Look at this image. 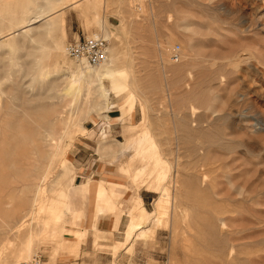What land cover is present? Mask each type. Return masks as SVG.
<instances>
[{
	"label": "rangeland",
	"instance_id": "obj_1",
	"mask_svg": "<svg viewBox=\"0 0 264 264\" xmlns=\"http://www.w3.org/2000/svg\"><path fill=\"white\" fill-rule=\"evenodd\" d=\"M44 1L0 0V140L14 134L7 121L24 120L39 139L29 158L17 160L15 181L0 185L3 212L16 211L0 214V264H23L36 253L42 264H225L226 240L234 246L229 263L264 264V0ZM97 34L106 39L109 66L65 55L68 41ZM160 43L170 45L162 59ZM172 46L185 55L178 63ZM176 67L182 77L172 74ZM103 69L111 76L90 85L79 74ZM40 107L62 123L47 130L35 120ZM78 162L150 195L148 213L133 196L141 230L124 229L130 216L123 215L121 230L90 228L78 247L74 231L86 228L71 227L70 203L91 179ZM78 173L87 179L74 187ZM243 216L259 242L253 249L240 239Z\"/></svg>",
	"mask_w": 264,
	"mask_h": 264
},
{
	"label": "bare ground",
	"instance_id": "obj_2",
	"mask_svg": "<svg viewBox=\"0 0 264 264\" xmlns=\"http://www.w3.org/2000/svg\"><path fill=\"white\" fill-rule=\"evenodd\" d=\"M44 1V0H43ZM44 2H46V0L44 1ZM52 4V3H51ZM39 6H41L40 4H38ZM52 6H53V4H52ZM5 7H6V5H5ZM33 7V6H32ZM31 7V8H32ZM47 7H48V5H47ZM29 8V7H28ZM12 9V8H11ZM47 9V8H46ZM45 9V10H46ZM1 10H4V8L3 9H1ZM36 10V9H35ZM38 10V9H37ZM6 11H8L7 9H6ZM11 11V10H10ZM39 11H40V9H39ZM42 12H44V11H42ZM4 13V12H3ZM7 13V12H6ZM10 13V12H9ZM35 13V12H34ZM33 13V14H34ZM38 13V12H37ZM39 14V13H38ZM47 14V13H46ZM10 15V14H9ZM55 16H56V14H54ZM35 16V15H34ZM34 16H32V17H34ZM37 18L38 17H36L35 19L37 20ZM47 19V18H46ZM55 19H57V18H55ZM59 19V18H58ZM57 19V20H58ZM1 20H3V19H1ZM35 20V21H36ZM54 20V19H53ZM38 21H39V19H38ZM56 21V20H55ZM14 22V21H13ZM34 22V21H33ZM58 22V21H57ZM57 22H56V24H57ZM60 22V21H59ZM59 22H58V24H59ZM6 23H7V21H6ZM5 23H3L2 25H4ZM13 24V23H12ZM51 24V23H50ZM57 24V25H58ZM30 25V24H29ZM47 25H49V24H47ZM52 25H54V23L52 24ZM57 25H56V29H57ZM14 26H15V24H14ZM51 26V25H50ZM183 26H186L185 24L183 25ZM184 28H186V27H184ZM188 28V27H187ZM50 29V28H49ZM55 29V30H56ZM55 30H53L54 32H55ZM4 31V30H3ZM50 32V31H49ZM52 32V31H51ZM48 33V32H47ZM40 34H42V33H40ZM43 35V34H42ZM51 35V34H50ZM53 35V34H52ZM51 35V36H52ZM98 35V34H97ZM44 36V35H43ZM92 36H95V35H92ZM107 36H109V35H107ZM167 37H168V35H167ZM39 38V37H38ZM42 39H43V37H42ZM40 40V39H39ZM186 42V41H185ZM54 43V42H53ZM167 43H170V40L169 39H167ZM182 43V42H181ZM166 44V43H165ZM171 44V43H170ZM183 44H184V41H183ZM182 44V45H183ZM185 44H187V42L185 43ZM185 44L183 45V46H185ZM54 45V44H53ZM58 45H59V43H58ZM158 46H157V48H156V51H157V57H159V58H163V55L165 54V50H164V48H165V46L163 45V44H157ZM169 45V44H168ZM168 45L166 46V47H168ZM172 45V44H171ZM188 45V44H187ZM170 46V45H169ZM59 47H60V45H59ZM65 47H66V44H65ZM65 47H64V50H65ZM61 48V47H60ZM183 48V47H182ZM54 49V48H53ZM55 49H57V48H55ZM185 49L186 48H184L183 50H184V52H185ZM187 49H189V47L187 48ZM186 49V50H187ZM52 50V49H51ZM62 50V49H61ZM171 51H170V59H171V61L173 62V63H178V62H180V60H181V56L182 57H184L185 55H184V53H182V51H180V48H179V46H178V48L176 49V46H172V48L170 49ZM174 50H176V53H177V57H176V59H174ZM188 52H189V50H187ZM188 52H186V53H188ZM59 53V52H58ZM57 53V54H58ZM60 54V53H59ZM184 56H183V55ZM189 54V53H188ZM65 55L67 56V54H66V52H65ZM156 56V55H155ZM191 56V55H190ZM156 58V57H155ZM168 58V57H167ZM190 59H192L191 57H189ZM183 60H184V58H183ZM182 60V61H183ZM187 60V59H186ZM109 58H108V55H107V61L103 64V67H105V66H109ZM158 61V60H157ZM192 61V63L194 62L193 60H191ZM215 61V60H214ZM213 61V63H215L216 64V62H214ZM158 62H160V59H159V61ZM158 62H157V64H158ZM183 62H185V60L183 61ZM182 62V63H183ZM186 63V62H185ZM185 63H183V64H185ZM188 63V62H187ZM233 63V62H232ZM175 65V64H174ZM177 66H178V68L180 67L179 65H182V64H176ZM194 65V64H193ZM213 64H212V60H211V64H210V66H212ZM79 66V65H78ZM184 66V68H182V70L183 69H185V71L187 70L185 67H186V65H183ZM188 66H190V65H188ZM101 67H102V65H101ZM100 67V68H101ZM182 67V66H181ZM180 67V68H181ZM192 67V66H191ZM29 68H31V66L29 67ZM177 68V67H176ZM178 68H177V70H174L173 68H171L170 70H171V72L174 70V72H172V74H174V73H176L177 71H179L180 72V70H178ZM189 68V67H188ZM191 69V68H190ZM78 70V69H77ZM190 71V70H189ZM93 72H95V71H93ZM182 72V71H181ZM180 72V73H181ZM180 73L179 74H177V75H175L174 74V77L175 76H177V78L178 77H180L181 75H180ZM190 73H191V71H190ZM78 74V73H77ZM80 74V76H82V77H84V78H86L87 80V82L89 83V85L90 84H92L93 83V81H94V79L96 78V79H98L99 77H101V76H107V77H110L111 76V72L109 71V70H107V69H103L102 71H96L94 74H89V73H79ZM183 74V73H182ZM184 74H186L185 72H184ZM183 74V75H184ZM178 75H180V76H178ZM186 76H187V74L184 76V78H186ZM190 76V75H189ZM182 77V76H181ZM80 78V77H79ZM176 78V77H175ZM183 78V79H184ZM107 79V78H106ZM79 80V79H78ZM185 80V79H184ZM85 81V80H84ZM71 82V81H70ZM75 82V81H74ZM97 82V81H96ZM79 83V82H78ZM189 83V82H188ZM100 84V83H99ZM175 85H176V83H174ZM82 85H83V83H82ZM74 87H75V85H74ZM97 87V86H96ZM101 87V86H100ZM92 88H94V86L92 87ZM99 88V87H98ZM84 89H86L85 87H84ZM96 89V88H95ZM95 89H93V90H95ZM90 90H91V88H90ZM99 90V89H98ZM76 91V90H75ZM85 91V90H84ZM93 92H95V91H93ZM88 93V92H87ZM190 93V92H189ZM98 94V93H97ZM192 94V93H191ZM92 95V94H91ZM99 95H100V93H99ZM106 96V95H105ZM196 96H198V95H196ZM196 96H194V98H198V97H196ZM83 97L84 98H86V96H84L83 95ZM94 97V96H93ZM96 97V96H95ZM98 98V97H97ZM88 99H90L89 97H88ZM37 100V99H36ZM94 101V100H93ZM27 103H28V101H26ZM26 102H25V104H26ZM31 102V101H30ZM34 102V101H33ZM94 102H96V101H94ZM29 104V103H28ZM35 104H37V103H35ZM39 105V104H38ZM48 105V104H47ZM50 105H52L51 103H50ZM53 105H55L54 103H53ZM96 105H97V103H96ZM26 106H28V105H26ZM35 106H37V105H35ZM56 106H57V104H56ZM51 107V106H50ZM8 108V107H7ZM195 108V107H194ZM36 109V108H35ZM196 109V108H195ZM38 111H36V114H35V120L36 121H38L39 122V124H41L42 126H44V127H46V129L47 130H49V128H50V130H51V127H53V126H55V123H62V120H61V117H60V119H58V120H56V122L51 118L50 119V117L51 116H53L52 114H51V112L53 111L52 110V108L50 109V108H48V109H46V107H43V108H41L40 107V109H37ZM63 110V109H62ZM32 111V110H31ZM64 111V110H63ZM62 111V112H63ZM11 112V111H10ZM33 112V111H32ZM32 112H30V113H32ZM61 112V113H62ZM64 113V112H63ZM12 114H13V112H12ZM15 114V113H14ZM58 114V113H57ZM56 114V115H57ZM64 114H66V113H64ZM31 115H34V112H33V114H31ZM31 115H30V117H31ZM56 115H55V117H56ZM17 116H18V114H17ZM22 116V115H21ZM57 116V117H58ZM62 116H63V114H62ZM64 118V117H63ZM24 121H27V120H24ZM24 121H22V122H13V121H7L6 123V127H5V129H7V130H9V129H11L13 132H14V134H12L11 136H10V134H9V136H8V138L7 139H2V140H0V144H2V146L4 147V146H6L5 147V149H3V151H0V185L1 184H3V183H5L7 180H13L12 182H11V184L15 181V179H16V177L14 176V174H16L15 172H12V171H14V168H15V165H16V162H17V160L19 159H26V158H29L28 156H29V154L28 153H26L28 150H36L38 147H39V144L36 142L37 140H39L38 139V137H37V140H36V138H34V134L32 135L31 134V132L30 131H28L27 129H28V126H26L25 125V122ZM29 121V120H28ZM35 122V121H34ZM68 122V121H67ZM66 123V122H65ZM64 124V123H63ZM35 125V124H34ZM38 125V124H37ZM0 126H1V124H0ZM30 126V125H29ZM32 127H34L33 126V124L31 125ZM30 126V127H31ZM1 130V129H0ZM10 130V131H11ZM32 131V130H31ZM47 132V131H46ZM46 132H43L42 134L44 135V137H42V134H41V136H39V137H41L42 138V140H45V142H47L46 141V139L47 140H49V141H51V144L50 145H52V143H55V141H54V139L53 138H51L50 137V135H47L46 134ZM0 133H1V131H0ZM197 133V132H196ZM202 133V132H201ZM40 133H38V135H39ZM46 134V135H45ZM1 136H3L2 134H1ZM7 136H4V137H7ZM10 137V138H9ZM47 144V143H46ZM10 145L11 146H15L16 147V145L18 146V147H20V149H19V151H16V150H14V149H12L11 147H10ZM43 146H45V143H44V145ZM29 147L31 148V149H29ZM49 147V146H48ZM51 147V146H50ZM53 147V146H52ZM43 148H45V147H43ZM47 148V147H46ZM55 149H56V147H55ZM53 150H54V148H53ZM30 152V151H29ZM55 152H56V150H55ZM31 153H34V151L32 152L31 151ZM49 154V153H48ZM7 156V160L5 161L4 159H3V156ZM32 155V154H31ZM34 155V154H33ZM51 155V154H50ZM49 156V155H48ZM44 158V157H43ZM47 158V157H46ZM41 159H42V157H41ZM36 160V159H35ZM28 162H30V160L28 159L27 160ZM42 161V160H41ZM24 162V161H23ZM34 163V162H33ZM24 164H25V162H24ZM4 167H6V170H8L7 171V173L5 174L4 172H3V169H4ZM25 170V169H24ZM34 171H35V169H34ZM32 174V173H31ZM34 174V173H33ZM180 174V173H179ZM204 174V173H203ZM202 174V175H203ZM17 175V174H16ZM18 175H19V173H18ZM20 176V175H19ZM204 176V175H203ZM198 178V177H197ZM203 178V177H202ZM196 179V178H195ZM199 179H201V178H199ZM197 181V180H196ZM10 182V181H9ZM9 182H8V185H10L9 184ZM195 185H196V183H194ZM5 185V184H4ZM38 185V184H37ZM198 186V185H197ZM196 186V187H197ZM248 186V185H247ZM246 186V187H247ZM254 186V185H253ZM38 187V186H37ZM195 187V186H194ZM249 187H252V186H249ZM199 188V187H198ZM197 188V189H198ZM254 188V187H253ZM10 189V188H9ZM249 189V188H248ZM256 189V188H255ZM201 190V188L199 189V190H195V193L197 194V193H199V191ZM250 190H252V189H250ZM257 190V189H256ZM39 191L41 192V196H45V188L44 187H41L40 189H39ZM193 191V190H192ZM192 191H191V193H192ZM202 191V190H201ZM255 191V190H254ZM256 192V191H255ZM192 194H194V193H192ZM11 196H12V194L11 193H8V195H7V197H8V199L7 200H9V199H11ZM248 196H246L245 197V199H244V201H246V202H248L249 200H251V199H249V198H247ZM197 198H199V197H197ZM62 202V201H61ZM245 203V202H244ZM10 204H11V202H10ZM10 204H9V206H10ZM247 204V203H246ZM8 205V204H7ZM31 205V204H30ZM6 206V205H5ZM21 209V208H20ZM28 209V208H27ZM4 210L0 207V214H2L3 215V217H5V218H9V217H12L13 215H14V213L16 212V211H12V212H10V213H8V211H7V213H5V212H3ZM248 212V211H247ZM248 214V213H247ZM15 217V216H14ZM20 217V216H19ZM17 218V217H16ZM23 218H24V216L22 217L21 216V218L20 219H18V221L17 222H14V224H16L15 225V227L17 228V229H20L21 227H23L24 226V223H25V221H23ZM242 219V218H241ZM244 221V223H245V226L240 230V233H241V237H240V239L241 240H243V241H245V240H247L246 242L247 243H244L243 244V246H246L247 248H252L253 249V247L255 248V246H253V245H255L256 243L258 244L259 242H257L256 241V239H254V233L252 232L253 231V227L252 226H249V220H248V218H246V217H244L243 216V219H242V222ZM13 222V221H12ZM222 222V221H221ZM142 224H143V222H140V221H131V223L128 225V230H132V232H135V231H139V230H141L143 227H142ZM209 224H211V223H209ZM214 225V224H213ZM219 225V224H218ZM223 225H224V223H223ZM225 226H226V224H225ZM209 227V226H208ZM220 228V227H219ZM226 228V227H225ZM232 228V227H231ZM211 229H213V227L211 228ZM219 233V232H218ZM237 234V233H236ZM215 237V236H214ZM235 238V237H234ZM223 239V238H222ZM245 239V240H244ZM248 239H250V241L248 240ZM230 240V239H229ZM227 242H226V247H224L225 248V250L227 251H224V252H226V254H225V256H224V258L226 259V262H225V264H231V263H229V257H230V250H232L233 249V247L234 246H232V245H229V241L228 240H226ZM259 241V240H258ZM224 243V242H223ZM225 244V243H224ZM239 244H241V243H239ZM238 244V245H239ZM256 244V245H257ZM2 245V244H1ZM223 245V244H222ZM242 245H240L239 247H241ZM253 246V247H252ZM220 247V246H219ZM257 247V246H256ZM217 248V247H216ZM235 250V249H234ZM215 251H217V250H215ZM240 251V250H239ZM245 251H246V249H245ZM258 250H256V251H254V252H257ZM220 252V251H219ZM249 252H251V251H249ZM20 253H21V251H20ZM253 253V252H252ZM38 256V255H40L41 256V264H42V255L41 254H39V253H36V254H34L33 256H31V258L29 259V260H27L25 263H23V264H29L31 261H32V259H33V257L34 256ZM237 255V254H236ZM239 255H240V253H239ZM257 255H259V254H257ZM19 257H21V256H19ZM256 258H247L246 259V262H248V264L250 263V264H255V262H256ZM235 261V260H234ZM259 262V261H258ZM244 262H242V264H243ZM17 264V263H16ZM234 264V263H233Z\"/></svg>",
	"mask_w": 264,
	"mask_h": 264
},
{
	"label": "crops",
	"instance_id": "obj_3",
	"mask_svg": "<svg viewBox=\"0 0 264 264\" xmlns=\"http://www.w3.org/2000/svg\"><path fill=\"white\" fill-rule=\"evenodd\" d=\"M124 145H127V142L124 143ZM86 164V162L85 164L78 162L79 170L82 175L89 176L87 178L91 179L82 183L87 178L82 179V176L79 173L76 175V177H79L82 180L76 182L75 177L74 187H77L81 183L83 185L79 187L80 190L78 192H75L72 195V201L70 203L71 227H74V229L79 232L86 228L81 234H76L77 232L73 230L79 240L78 247L80 243H84L89 234L91 235L92 229L90 228L96 229L99 231V234H104L106 230L112 231L113 228L118 227L119 230H121L123 228V215L126 217L130 216L129 220L125 223L124 229L126 228V230L129 229L128 225L131 221L135 220L142 222L144 216L139 215V213H141L140 209H142L144 213H148L146 211V205L149 204V200L151 199L150 195L140 193V191L129 186L126 180L117 179L112 176H104L102 175L104 171H101L99 166L89 168V165ZM97 175L101 177L98 179L94 178ZM106 192H111V197L114 198L113 202L109 201L105 204L104 202L97 201L95 203V197L104 200L103 198L105 197ZM137 193L140 195L135 198H138L143 205L139 210L133 203V196ZM75 205L79 207H76ZM114 243L112 244L113 249L116 247Z\"/></svg>",
	"mask_w": 264,
	"mask_h": 264
},
{
	"label": "built area",
	"instance_id": "obj_4",
	"mask_svg": "<svg viewBox=\"0 0 264 264\" xmlns=\"http://www.w3.org/2000/svg\"><path fill=\"white\" fill-rule=\"evenodd\" d=\"M65 52L77 64L98 67L107 61V42L101 35L74 38L66 44ZM173 55L176 59V50ZM29 264H41V256L35 255Z\"/></svg>",
	"mask_w": 264,
	"mask_h": 264
}]
</instances>
